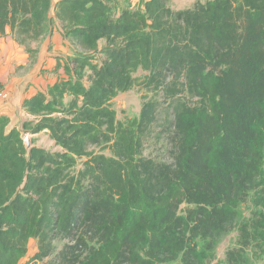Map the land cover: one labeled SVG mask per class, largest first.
<instances>
[{"label": "trees", "instance_id": "trees-1", "mask_svg": "<svg viewBox=\"0 0 264 264\" xmlns=\"http://www.w3.org/2000/svg\"><path fill=\"white\" fill-rule=\"evenodd\" d=\"M168 1L0 0V37L32 62L56 31L75 49L25 99L32 118L0 116V264L33 239L34 264H212L234 231L224 264H264V0ZM140 68L167 106L152 98L120 122L112 100ZM157 125L167 160L144 154ZM42 131L62 150L28 149ZM102 144L111 155L90 150Z\"/></svg>", "mask_w": 264, "mask_h": 264}, {"label": "rangeland", "instance_id": "rangeland-1", "mask_svg": "<svg viewBox=\"0 0 264 264\" xmlns=\"http://www.w3.org/2000/svg\"><path fill=\"white\" fill-rule=\"evenodd\" d=\"M205 1L206 0H169L168 4L173 10H181V9L193 8L196 5V3L205 2ZM112 3L117 4V6L119 7V9L116 10V13H119L122 9L127 7L136 8V7L144 6L143 0H112ZM67 42L69 41L67 40ZM62 45L66 47V52H62L57 49L55 55L52 56L53 58L56 59L57 63L58 60H61L62 63L65 62L66 58L70 56L69 53L74 54L75 52V49L71 45V43H65L63 41ZM100 46L101 47L105 46L104 40L101 41ZM102 57L103 55L101 53L99 52L96 53L95 61L100 62ZM46 59H49L50 62V59L52 58H46ZM60 71H62V69ZM54 72L57 73L56 75L58 76L59 79L60 75L62 74H60V72H56L55 69ZM148 73H149L148 71L142 68L138 69L134 73L136 82L133 88L125 92H120L112 100V106L117 112L118 121L127 123L129 120L139 117L143 103L152 98L158 99L161 102L162 107L166 108L167 104L165 103L164 93L153 90L151 87H148V85L146 84V76L148 75ZM43 75L44 77L48 75L47 79H49L50 76L51 78L54 77L53 74L50 75L44 72ZM48 87L45 89V91H47ZM162 114L164 117L166 114L165 109L163 110ZM156 128L157 130L151 134V136L148 138V140L145 143L144 154L146 156L155 157L160 160H167L169 159L168 149L170 146H168L164 138V135L162 136L159 135L160 126L157 125ZM25 136L31 139L32 145L40 146L50 152H59L62 150L61 146L57 145L56 142L51 138L49 131H42L36 134L26 133ZM90 150L95 152H103L107 155H111L109 144H102L100 146L92 145L90 147ZM88 158L89 157L87 158L84 157L79 159L78 168H81L83 166V163ZM243 208L245 210V213L249 214L252 208V203L251 202L246 203ZM238 236H239L238 232L234 231L231 232L230 234L224 235L220 239L219 244L215 251L216 259L212 262V264H222V263L224 264L226 262L227 251L236 246ZM66 242L67 240H62V239L57 240L55 243L56 250L59 251ZM37 246H38V240L37 239L31 240L29 253L25 258L21 260L20 264H34L32 258L37 252ZM178 263L179 261L168 264H178ZM257 264H260V262H258Z\"/></svg>", "mask_w": 264, "mask_h": 264}, {"label": "crops", "instance_id": "crops-1", "mask_svg": "<svg viewBox=\"0 0 264 264\" xmlns=\"http://www.w3.org/2000/svg\"><path fill=\"white\" fill-rule=\"evenodd\" d=\"M65 40L56 31L40 42L39 53L32 62L24 46L11 37H0V86L8 93L6 98L0 96V116H9L12 125L20 127L24 120L32 118L23 108L25 99L33 97L39 91H45L58 80L57 73L54 72L57 61L52 56L57 49L66 52L62 42H70ZM46 58L52 59L49 62ZM43 72L53 74L54 77L47 79L48 75L44 77Z\"/></svg>", "mask_w": 264, "mask_h": 264}, {"label": "built area", "instance_id": "built-area-1", "mask_svg": "<svg viewBox=\"0 0 264 264\" xmlns=\"http://www.w3.org/2000/svg\"><path fill=\"white\" fill-rule=\"evenodd\" d=\"M0 96L1 97H4V98H6V97H8V93L6 92V90L4 89V88H2L1 86H0ZM26 137V136H25ZM27 138V137H26ZM25 138V139H26Z\"/></svg>", "mask_w": 264, "mask_h": 264}, {"label": "water", "instance_id": "water-1", "mask_svg": "<svg viewBox=\"0 0 264 264\" xmlns=\"http://www.w3.org/2000/svg\"><path fill=\"white\" fill-rule=\"evenodd\" d=\"M26 146H27L28 149H30L31 146H32V141H31V139L29 137L26 138Z\"/></svg>", "mask_w": 264, "mask_h": 264}]
</instances>
